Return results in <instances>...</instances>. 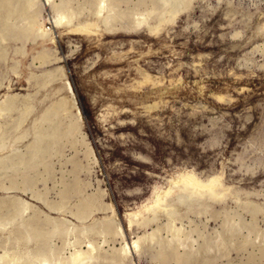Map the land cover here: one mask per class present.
<instances>
[{
	"label": "rangeland",
	"instance_id": "obj_1",
	"mask_svg": "<svg viewBox=\"0 0 264 264\" xmlns=\"http://www.w3.org/2000/svg\"><path fill=\"white\" fill-rule=\"evenodd\" d=\"M0 30V264H264V0H0ZM189 173L227 194L146 210Z\"/></svg>",
	"mask_w": 264,
	"mask_h": 264
},
{
	"label": "bare ground",
	"instance_id": "obj_2",
	"mask_svg": "<svg viewBox=\"0 0 264 264\" xmlns=\"http://www.w3.org/2000/svg\"><path fill=\"white\" fill-rule=\"evenodd\" d=\"M9 1V0H8ZM8 1L7 0H2V3H3V5H7V3H8ZM31 2V1H30ZM144 2V1H143ZM185 2H186V0H185ZM163 3H166V2H163ZM191 3V2H190ZM101 4H102V2H101ZM174 5H175V3H174ZM190 5V4H189ZM106 6V5H105ZM4 7V6H3ZM100 7H101V5H100ZM100 7H97V8H100ZM104 7V6H103ZM6 8V7H5ZM173 8V7H172ZM169 9V10H167L166 11V13H165V15L164 16H162V17H159V19H157V23L156 24H152V25H150L149 23H144L143 24V21H138L137 23H136V25L137 26H141L140 28H142V27H147L148 29H149V32H156L160 27H161V25L163 24V23H165V22H169V21H171V22H174L175 21V19H176V15H177V12L178 11H175L174 9ZM102 9V8H101ZM186 9V8H185ZM97 11H98V9H97ZM184 11V10H183ZM102 12V11H101ZM161 14V13H160ZM160 16V15H159ZM11 17V16H10ZM61 19H63L64 20V18L65 17H60ZM158 18V17H157ZM60 20V19H59ZM59 20H56V22H59ZM8 21V20H7ZM64 22H66V23H69L68 21H66V19H65V21ZM7 24H8V22H6ZM5 23V24H6ZM49 23V25L52 27L53 26V22H48ZM172 24V23H171ZM48 25V24H47ZM47 25L46 24H44V25H42V26H39L38 27V30H39V32L38 33H40V35H43V37L47 34V30H49V28L47 29ZM70 25V24H69ZM73 25V24H72ZM74 26V25H73ZM93 26V25H92ZM95 26V25H94ZM75 27H77V26H75ZM89 27H91L90 25H87V26H83V25H81L80 26V29H81V31L82 30H85V29H88ZM6 28V27H5ZM77 29H79V28H77ZM77 29H76V31H77ZM93 29V28H92ZM1 31V30H0ZM75 31V32H76ZM86 31V30H85ZM10 32V31H9ZM13 32V31H12ZM49 32V31H48ZM89 32V31H88ZM153 34H155V33H153ZM5 35H7V34H5ZM4 35V36H5ZM20 35V34H19ZM50 35V34H49ZM46 37V36H45ZM44 37V38H45ZM35 38H37V37H35ZM261 44V43H260ZM259 44V45H260ZM256 46V45H255ZM255 48V47H254ZM257 48V47H256ZM24 53V52H23ZM24 55V54H23ZM43 56V55H42ZM42 56H40V57H42ZM1 57V56H0ZM4 56H2V58H3ZM39 57V56H38ZM39 57V58H40ZM38 59V58H37ZM15 68V67H14ZM15 70H17V69H15ZM58 71L60 72V74H61V76H60V78H59V80H60V82H62L63 84H65V82H66V78H65V74L63 73V71H62V69L61 68H58ZM49 74V73H48ZM50 76V75H49ZM65 87V86H64ZM63 86H62V88H64ZM69 92V91H68ZM70 94V93H69ZM74 96L72 95V94H70L69 96H66V98H63L62 100H59V102H57V104H55L54 105V108H53V111H54V109L56 110V111H63L62 113H64V111L66 110V108H67V106H69V107H71V109L72 108H74L75 109V107H76V104L74 103L75 102V100H74V98H73ZM10 98H12V97H6L4 100H8V99H10ZM219 100H223L224 99V97L223 96H218L217 97ZM4 100H2L1 102H0V112H1V110L3 111V109H4V107H8V105H10V106H13V105H11L12 103H8V102H10V101H4ZM7 105V106H6ZM5 108V109H6ZM10 109V108H9ZM9 109H6V110H9ZM11 110H13V109H11ZM50 110H51V108H50ZM67 111H69V110H67ZM6 112V111H5ZM5 112H1L2 113V115L5 113ZM10 113V112H9ZM46 113H47V111H46ZM45 113V114H46ZM55 113V112H54ZM59 113V112H58ZM67 113V112H66ZM57 114V113H56ZM0 116H1V114H0ZM45 116V115H44ZM54 116H55V114H54ZM78 116V117H77ZM77 116H75V114H74V117L78 120V121H80V116L79 115H77ZM48 117V116H47ZM56 117V116H55ZM57 118V117H56ZM55 119V118H54ZM43 120L45 121V118L43 117ZM73 121V120H72ZM72 121H71V123H72ZM75 122V121H74ZM81 123V122H80ZM82 124V123H81ZM74 125V124H73ZM66 126H68V125H66ZM76 126V125H75ZM79 126V125H78ZM71 127V126H70ZM74 127V126H73ZM69 128V127H68ZM67 130V129H66ZM76 130V129H75ZM45 131V130H44ZM59 131V130H58ZM71 131V130H70ZM43 132H41L40 134H42ZM61 133V132H60ZM71 133V132H70ZM39 134V133H38ZM55 134V133H54ZM56 136V135H55ZM40 136H37V140H36V142L37 141H39V139L40 138H42V137H44L43 135H42V137H40ZM46 139H47V137H45ZM42 139H44V138H42ZM40 141H41V139H40ZM39 141V142H40ZM1 144V143H0ZM41 144V143H40ZM37 145H39V144H36L35 143V146L37 147ZM34 147V146H33ZM39 147H40V145H39ZM88 147V146H87ZM89 148V147H88ZM34 149H36V148H34ZM37 149H38V147H37ZM40 150V149H39ZM90 153H92L90 150H88ZM39 153V152H38ZM34 155V154H33ZM93 155H94V153H93ZM22 160V159H21ZM31 161V160H30ZM23 165V164H22ZM179 177V176H178ZM35 181V180H34ZM170 184H172V183H170ZM30 185V184H29ZM169 187V186H168ZM173 190H177L176 192V194L177 195H179V194H182V195H184L183 197H185L186 196V198L188 197V198H192V199H194V198H197V199H200V198H202V199H204V198H208V199H210V200H214V201H216V200H222L224 197H225V195L227 194L225 191H224V189H223V187H222V185H221V183H220V180H219V178H217V177H215V178H208V179H206V180H202V179H199L196 175H194V174H192V173H189V174H186V175H182L180 178H178V180L177 181H175V182H173V185H172V187H170V189H168L167 191H163L161 194H159L158 193V195L156 196V198L154 199V202H153V204L151 205V206H149L146 210L149 212V213H151V214H154L155 215V213L156 212H158V211H160V210H164V209H166L167 207H169V210H170V202L172 201V198L171 197H169V195H171V192L173 191ZM230 190V189H229ZM19 191V190H18ZM22 192H23V190H22ZM159 192V191H158ZM175 192V191H174ZM229 192V191H228ZM156 193V192H155ZM27 194V193H26ZM32 195V194H31ZM33 196H34V194H33ZM33 196H31L30 198H34ZM15 197V196H14ZM179 197V196H178ZM182 197V198H183ZM16 199H18V198H20V197H15ZM14 198V201L12 200V202L14 203L15 201H16V199ZM36 198L38 199V198H40V197H37L36 196ZM36 198H34L35 199V201H36ZM177 198V197H176ZM180 198V197H179ZM181 198V199H182ZM187 198V199H188ZM184 199V198H183ZM187 199L185 200V201H187ZM192 199H191V201H192ZM180 200V199H179ZM20 201V200H19ZM38 201V200H37ZM40 201L42 202L43 200H41L40 199ZM151 201V200H150ZM182 201H184V200H182ZM184 201V202H185ZM195 201V200H194ZM193 201V202H194ZM197 201H199V200H197ZM197 201H196V203H197ZM11 202V203H12ZM21 202V201H20ZM20 202H17V203H20ZM29 202V201H28ZM181 201H179V203H180ZM217 202V201H216ZM21 203H23V202H21ZM19 204V205H16V207L18 206V207H20L21 209H22V207L24 206V208H25V204L27 205L28 203H26L25 201H24V203L25 204ZM42 203H44V202H42ZM90 203V202H89ZM195 203V202H194ZM201 203V202H200ZM16 204V203H15ZM45 204V203H44ZM86 204H88L87 202H86ZM85 204V205H86ZM91 204V203H90ZM204 204V203H203ZM11 205H13V204H11ZM29 205H30V203H29ZM28 205V206H29ZM33 205V204H32ZM31 205V206H32ZM89 205V204H88ZM87 205V206H88ZM45 206V205H44ZM46 206H49V205H46ZM110 206V205H109ZM147 206V205H146ZM12 207V206H11ZM13 207H14V205H13ZM17 207V208H18ZM27 207V206H26ZM30 207V206H29ZM29 207H27L26 209H28ZM50 207V206H49ZM81 207V206H80ZM173 207V206H172ZM20 208L19 209H17L18 211L20 210ZM24 208H23V210H24ZM37 208H39L38 206H37ZM36 208V209H37ZM25 209V210H26ZM32 209H34V208H32ZM48 209H50V208H48ZM57 209V208H56ZM9 210V209H8ZM25 210H24V212H25ZM53 210H55V208L53 209ZM61 210V209H60ZM109 210V209H108ZM110 210H111V207H110ZM115 210V209H114ZM144 210V209H143ZM22 211V210H21ZM27 211V210H26ZM36 211H40V210H36ZM52 211V210H51ZM56 211V210H55ZM58 211V210H57ZM174 210H172L171 211V213H174L173 212ZM14 212H16L17 213V211L16 210H14ZM42 212V211H41ZM40 212V213H41ZM54 212V211H53ZM62 212V211H61ZM60 212V213H61ZM19 213H21V215H22V212H19ZM141 213V212H140ZM140 213H137L136 215L135 214H133V215H131L130 216V218H129V223L131 224V223H133V222H138L140 219L142 220V221H144L145 219L147 220V215H146V217H144L143 215H141ZM170 213V212H169ZM1 214V213H0ZM15 214V213H14ZM44 214V213H43ZM73 214V213H72ZM90 215H92L91 213H89ZM115 214V213H114ZM143 214V213H142ZM148 214V213H147ZM16 215H17V217H19V216H21L20 214L18 215V213L17 214H15V217L13 216V213H12V215L11 216H13V218H17L16 217ZM47 215V214H46ZM46 215H45V217H46ZM79 215V214H78ZM89 215V216H90ZM158 214L156 213V215L155 216H157ZM170 215V214H169ZM169 215H167V217L169 216ZM86 216H87V214H86ZM166 216V215H165ZM44 217V218H45ZM50 217V216H49ZM80 218H82V216H79ZM47 218V217H46ZM53 218V217H52ZM114 218H116V216L114 217ZM159 218V217H158ZM49 219V218H48ZM57 219H59V218H57ZM57 219H55L54 221H56V223H57ZM84 219V218H83ZM85 219H86V217H85ZM152 219V218H151ZM155 219H157L156 217H155ZM155 219H153V220H155ZM50 220V219H49ZM48 220V221H49ZM82 220V219H81ZM114 220V219H113ZM150 220V219H149ZM15 221V220H14ZM47 221V220H46ZM53 221V220H52ZM53 221V222H54ZM111 221V220H110ZM116 221H118V220H116ZM148 221V220H147ZM146 221V222H147ZM63 221L61 220V223H62ZM112 222V221H111ZM114 222V221H113ZM149 222V221H148ZM63 223H65V222H63ZM66 223H68V221H66ZM70 224H72L71 222H70ZM114 224V223H113ZM146 224V223H145ZM69 226V225H68ZM115 226L117 227V229L119 230L118 232H120V226H119V223L116 225L115 224ZM87 229V228H86ZM123 229V228H122ZM84 230H85V227H84ZM87 231H88V229H87ZM86 231V232H87ZM85 232H83V234H84ZM54 234V233H53ZM61 234V233H60ZM71 234H73V233H71ZM87 234H88V232H87ZM84 235H86V234H84ZM119 236H123L124 234H121V233H119L118 234ZM151 235H153V232H151L150 234H148V236H151ZM82 236V235H81ZM114 236V235H113ZM146 235H142V236H137V238L136 239H133L132 241H131V245H128L127 246V244L124 242V244L123 245H121L120 246V248H119V250H121V251H123V252H125L126 253V251L127 250H130V248H132V247H134V248H136L137 246H138V242H140L139 240H141L142 238H144ZM124 238H125V236H123ZM122 238V237H121ZM154 238V237H153ZM123 240V239H122ZM153 240V239H152ZM126 241V240H125ZM63 243V242H62ZM122 244V243H121ZM95 248V247H94ZM129 248V249H128ZM134 250V249H133ZM137 250H138V248H137ZM160 252V251H159ZM164 252H166L165 250L163 251V253ZM125 253H123V254H125ZM127 255H129V253L127 254ZM188 256V255H187ZM76 257V256H75ZM74 257V258H75ZM123 258V257H122ZM158 258V257H157ZM189 259V258H188ZM7 260H9V258L7 259ZM6 260V262H8ZM16 260V259H15ZM14 260V261H15ZM17 261V260H16ZM167 261V260H166ZM188 261V260H187ZM11 262V261H10ZM20 262V261H19ZM118 262V261H117ZM59 263V262H58ZM57 263V264H58ZM7 264V263H6ZM61 264V263H60Z\"/></svg>",
	"mask_w": 264,
	"mask_h": 264
},
{
	"label": "water",
	"instance_id": "obj_3",
	"mask_svg": "<svg viewBox=\"0 0 264 264\" xmlns=\"http://www.w3.org/2000/svg\"><path fill=\"white\" fill-rule=\"evenodd\" d=\"M219 178L221 179V181H222V176H219Z\"/></svg>",
	"mask_w": 264,
	"mask_h": 264
}]
</instances>
